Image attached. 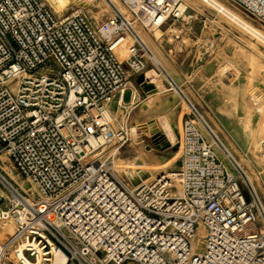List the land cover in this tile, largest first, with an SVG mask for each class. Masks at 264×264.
<instances>
[{
	"label": "built area",
	"instance_id": "2783aa9c",
	"mask_svg": "<svg viewBox=\"0 0 264 264\" xmlns=\"http://www.w3.org/2000/svg\"><path fill=\"white\" fill-rule=\"evenodd\" d=\"M227 1L264 23V0ZM122 2L94 23L82 8L0 0V157L37 192L0 172V264H55L59 251L65 264H264L260 199L252 185L243 191L245 170L191 101L177 170L134 188L115 175L130 117L114 113L131 107V77L171 79L140 32L155 38L188 9L186 0Z\"/></svg>",
	"mask_w": 264,
	"mask_h": 264
},
{
	"label": "rangeland",
	"instance_id": "374dc122",
	"mask_svg": "<svg viewBox=\"0 0 264 264\" xmlns=\"http://www.w3.org/2000/svg\"><path fill=\"white\" fill-rule=\"evenodd\" d=\"M44 1L57 14L85 9L94 23L106 20L114 14L116 8L124 10L122 0H65L62 7L55 6L51 0ZM216 2L235 19L208 1L186 0L188 9L184 18L174 23L195 24L196 27L189 32L192 39L198 37V25L207 24V29L212 30L211 33L221 41V75L192 80L158 76L153 70L147 72L151 81L158 84L157 91L146 94L138 86V103L131 104L128 110L120 109L114 113L121 121L127 115L130 117V138L122 148L113 152L116 160L114 173L125 185L134 188L141 183L153 181L162 173L177 170L182 158L183 117L188 111L186 103L189 100L200 109L211 129L240 162L247 174L242 189L248 194L252 185L264 210V40L239 22L248 25L262 36L264 23L244 14L227 0ZM165 29L166 27L162 28L163 31ZM174 32L181 35L178 30ZM140 33L149 45L154 44L153 36L143 30ZM182 34L189 35L187 31H182ZM161 35L162 31L158 30L156 36ZM207 37L209 32L205 38ZM193 49H197L200 54L209 55L212 48L195 45ZM157 55L158 60L165 63L163 56L158 53ZM211 73L208 71L207 74ZM133 81L137 83L135 78ZM131 97V92L127 91L124 100L129 101ZM111 109H116V101L111 104ZM151 121L155 122L153 125L160 131L168 132L173 138L170 147L157 148L150 132L142 133L137 129L138 125ZM163 164L165 167L160 169L159 166ZM0 172L16 186L37 195L33 185L2 157ZM263 210L258 223V228L262 230ZM5 264L12 262L6 261Z\"/></svg>",
	"mask_w": 264,
	"mask_h": 264
},
{
	"label": "crops",
	"instance_id": "0c3cea01",
	"mask_svg": "<svg viewBox=\"0 0 264 264\" xmlns=\"http://www.w3.org/2000/svg\"><path fill=\"white\" fill-rule=\"evenodd\" d=\"M206 25L207 24L205 23L198 25V30L200 32L197 35L198 37H196L197 39H192L190 37L192 34L189 32L192 31V28L196 27L193 23H183L181 25L175 23L167 24L165 26L166 29L164 31L161 30V36H156L155 38L153 37L154 44L150 46L156 56H158V53L165 59V63L161 62V64L170 77L174 76L182 79L198 80L208 77L215 78L216 75H221V41L219 38H216L213 33H211L212 30L209 28L207 29ZM172 30L173 32H171ZM176 30L181 32V35L175 34L174 31ZM182 31H187L189 35L182 34ZM207 32H209V37L205 38V36H207ZM179 36L181 37L180 39ZM210 36H213V38ZM195 45H204L212 49L210 50L209 55L204 53L200 54L197 49H193ZM208 71L212 72L211 75L207 74ZM134 78L137 80L138 77H131L127 91H130L131 94L135 93L138 95L139 87L137 83L133 81ZM132 101L131 97V99L129 101H125V103L131 104Z\"/></svg>",
	"mask_w": 264,
	"mask_h": 264
},
{
	"label": "bare ground",
	"instance_id": "6f19581e",
	"mask_svg": "<svg viewBox=\"0 0 264 264\" xmlns=\"http://www.w3.org/2000/svg\"><path fill=\"white\" fill-rule=\"evenodd\" d=\"M52 3L57 6V7H62L65 3V0H51ZM204 1H208L212 6H215L216 8H218L221 12H224V13H228V11L222 7L219 3L216 2V0H204ZM64 3V4H63ZM60 11V10H59ZM229 14V13H228ZM230 15V14H229ZM232 18H234L232 15H230ZM235 19V18H234ZM241 23L247 30H250L252 31V33L256 34V36H259L260 39L264 40V36L260 35L258 32L254 31V29H252L251 27H249L248 25L242 23V22H239ZM132 41L131 37H127L124 42L120 45V47L118 48L117 50V55L118 57L121 59V60H124L126 58L129 57V47L131 44H129L130 42ZM132 43V42H131ZM125 57V58H123ZM123 58V59H122ZM149 77V74H147V78ZM150 78V77H149ZM146 84H150V85H155V87H157V83H153V80L152 81H148L147 80V83ZM138 99V95L135 94V98L133 99L132 101V105H136L138 103L137 101ZM153 124H155L154 121H151V123L149 122H146V123H143V124H140L137 126V129L140 131V132H150L151 135L154 137V138H158L159 139V136L160 135H163V138L162 139H159L158 142L161 146H163L165 143H169L170 145L172 144L173 142V138L170 136V134L167 132V133H163L162 131H160L156 126H154ZM135 132V131H134ZM114 164H115V167L116 168V160H114ZM161 165V164H160ZM165 165L163 164L162 166H159V168H164ZM148 168V167H146ZM5 227L6 229H8V232H10V234H13L15 232V225H14V222L12 219H9L6 224H5ZM66 263V255L62 252V251H59L57 253V256H56V260H55V264H65Z\"/></svg>",
	"mask_w": 264,
	"mask_h": 264
},
{
	"label": "water",
	"instance_id": "95a60500",
	"mask_svg": "<svg viewBox=\"0 0 264 264\" xmlns=\"http://www.w3.org/2000/svg\"><path fill=\"white\" fill-rule=\"evenodd\" d=\"M147 83V80L145 79V76L144 75H140L138 78H137V85L140 87V89L146 93V94H149V93H155L157 91L155 85H150V84H146ZM163 138V135H160L159 136V139H162ZM158 138H152V141H153V144L159 148V149H166L168 147H170L171 145L169 143H165L163 146H161L158 142L159 140Z\"/></svg>",
	"mask_w": 264,
	"mask_h": 264
}]
</instances>
